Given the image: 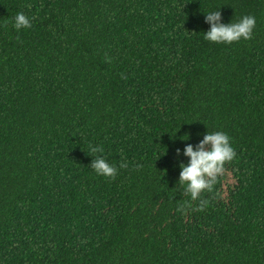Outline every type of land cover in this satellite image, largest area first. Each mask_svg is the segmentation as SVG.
Instances as JSON below:
<instances>
[{
	"label": "trees",
	"instance_id": "obj_1",
	"mask_svg": "<svg viewBox=\"0 0 264 264\" xmlns=\"http://www.w3.org/2000/svg\"><path fill=\"white\" fill-rule=\"evenodd\" d=\"M216 10L252 39L205 40ZM217 131L236 156L178 210ZM0 264H264V0H0Z\"/></svg>",
	"mask_w": 264,
	"mask_h": 264
},
{
	"label": "clouds",
	"instance_id": "obj_2",
	"mask_svg": "<svg viewBox=\"0 0 264 264\" xmlns=\"http://www.w3.org/2000/svg\"><path fill=\"white\" fill-rule=\"evenodd\" d=\"M31 7V5H28ZM34 19V17L32 18ZM219 10L210 11L205 14V22L210 25L204 33V39L213 43L231 44L241 39L250 40L253 36V29L256 26V19L252 15L243 16L238 22L223 24ZM31 19L23 12L17 13L14 28H31ZM110 62V60L108 61ZM90 152L94 155L91 168L97 173L114 179L117 175V167L110 164L103 155L104 149L100 146H90ZM180 150L177 149L179 155ZM184 156L188 157L187 165L180 164L178 183L185 186V193L190 195V202L182 204L180 209L191 207V202L200 201L198 211H203L208 201L201 199L204 192L211 193L218 182V178L225 172V165L231 162L236 152L230 143V137L224 132H207L203 139L195 146L187 144L183 150ZM120 168H126L127 163L121 162ZM137 170L142 165H137Z\"/></svg>",
	"mask_w": 264,
	"mask_h": 264
}]
</instances>
